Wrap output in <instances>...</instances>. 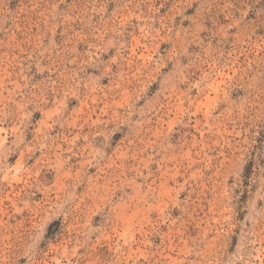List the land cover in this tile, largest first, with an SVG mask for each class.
<instances>
[{
  "label": "rangeland",
  "instance_id": "rangeland-1",
  "mask_svg": "<svg viewBox=\"0 0 264 264\" xmlns=\"http://www.w3.org/2000/svg\"><path fill=\"white\" fill-rule=\"evenodd\" d=\"M0 264H264V0H0Z\"/></svg>",
  "mask_w": 264,
  "mask_h": 264
}]
</instances>
